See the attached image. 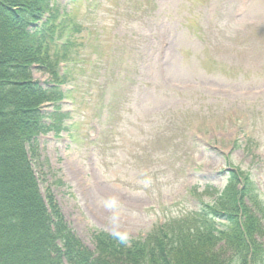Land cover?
<instances>
[{
  "label": "rangeland",
  "instance_id": "rangeland-1",
  "mask_svg": "<svg viewBox=\"0 0 264 264\" xmlns=\"http://www.w3.org/2000/svg\"><path fill=\"white\" fill-rule=\"evenodd\" d=\"M52 2L79 26L80 63L66 61V129L38 138L35 171L85 246L201 208L232 168L264 203V0Z\"/></svg>",
  "mask_w": 264,
  "mask_h": 264
},
{
  "label": "trees",
  "instance_id": "trees-1",
  "mask_svg": "<svg viewBox=\"0 0 264 264\" xmlns=\"http://www.w3.org/2000/svg\"><path fill=\"white\" fill-rule=\"evenodd\" d=\"M58 12L51 0H0V264H264V206L239 168L228 172L225 192L214 201L146 237L96 230L94 250L65 220L49 188L44 197L35 171L38 137L59 134L67 114L43 110L64 94L43 87L32 68L62 83L69 72L61 77L59 62L77 60L70 55L75 36L66 31L79 26L57 22Z\"/></svg>",
  "mask_w": 264,
  "mask_h": 264
}]
</instances>
